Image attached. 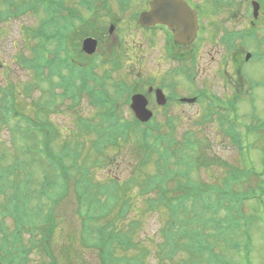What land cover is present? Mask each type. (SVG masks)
<instances>
[{
	"label": "trees",
	"instance_id": "obj_1",
	"mask_svg": "<svg viewBox=\"0 0 264 264\" xmlns=\"http://www.w3.org/2000/svg\"><path fill=\"white\" fill-rule=\"evenodd\" d=\"M53 9L51 7L50 13ZM73 16L76 18L75 13ZM62 19L66 26L67 18ZM73 26L70 24L66 28L69 30ZM67 32L72 31L58 30L55 56L47 48L42 53L44 43H41L43 47L40 50L38 46H31V51L28 43L30 56L22 57L23 62L20 63L33 69L39 82L44 81L45 68H49L51 73L56 70V64L62 66L70 61ZM93 67L84 70L93 76ZM112 70L103 72L106 82L109 76L113 80ZM60 85L64 89L63 97L77 102L81 92L74 80L67 85L63 80ZM114 87L115 97L102 79L101 84L88 90L91 104L97 108V125H101L81 119L87 134L93 133L96 137L92 146L84 142H77L74 146L67 143L62 146H33L32 140L40 145V135H47L48 130L52 132L51 121L41 119L39 110L35 116L25 113V106L18 104L15 94L0 100V136L6 125L15 119V128L11 129V126L10 129L13 133H20V139L26 142L23 146H3L5 144L0 142V264H87L84 249L96 255L98 264H152V256L158 264H205L203 256L206 253H209L208 261L222 264L218 245L210 241L213 233L209 232L207 241H202L197 235L191 236L194 224L201 221L202 226H210L214 222L212 229H217V237L230 241L228 244L235 249L241 243L237 239L231 240L232 234L242 238L249 236L244 206L252 197L251 187L255 183L250 180L242 182V175H246V171L251 178H260L264 171L258 174L229 165L230 174L223 177L224 184L229 186L236 182L244 187L235 189L232 186L231 194L215 198L209 196L213 189L202 179L201 171L212 170L218 165L217 158L211 157V161L202 159L201 146H196L190 132H186L185 142H178L175 134L163 132L159 123L141 126L133 117L127 119L124 111L130 103L132 88L125 80L115 83ZM54 93L51 86L55 100ZM53 106L46 103L48 112ZM209 118L211 115L202 119ZM221 120L220 124L228 123L225 135L239 154L244 153L245 145L250 149L251 135L264 142L259 140L264 136L263 120L253 119V123L247 125L246 134L239 130L237 117L229 120L222 114ZM132 141L136 146L130 145ZM127 147L132 153L129 176L124 180L120 175L111 174L99 178L97 170L123 164L111 155L119 157L118 153L122 155ZM133 150L136 157L134 167ZM256 188L264 191V180L256 182ZM132 191H136L137 198L145 202L143 215L153 212L167 215L159 243L143 238L141 221L131 216V205L136 200L131 196ZM222 213L226 216L223 217ZM257 219L262 220L261 217ZM75 220L80 221L78 226L74 224ZM68 224L74 226V231L65 235L70 241L62 244L60 238L59 244L58 229L62 231L63 226L69 230ZM250 245L249 242L247 246ZM195 255L196 262L191 261ZM245 259L251 264L249 256Z\"/></svg>",
	"mask_w": 264,
	"mask_h": 264
},
{
	"label": "rangeland",
	"instance_id": "obj_2",
	"mask_svg": "<svg viewBox=\"0 0 264 264\" xmlns=\"http://www.w3.org/2000/svg\"><path fill=\"white\" fill-rule=\"evenodd\" d=\"M9 1L15 8H18V6L23 7V3L30 2V0ZM63 1L69 8L78 9L79 16L77 19H75V24L79 26L78 23H82L84 28L83 38L87 36L101 38L103 34L106 36V38H111V40L106 44H103V40H100L102 41V44L99 45L98 52L93 56L94 58H97L95 60L88 59L89 57H87V55L83 52L80 44L81 41H79L73 42V44L70 46V49L73 53L75 48L78 51L77 54H73V63L66 61L62 64V66L56 64L55 68L58 73L59 71L61 72L63 70L60 76L62 81V76H65L64 83H66V85L68 82L74 80L75 85L81 92L77 102H73L74 100L72 98L68 99L63 97L64 89L60 85L61 80L57 76H54L55 73H50L49 68L44 69L42 75V79L44 81L39 82L34 70L28 68L27 66H22L20 63V61L23 62V58L21 59V57L30 56V53H28L27 50L28 43L29 50L31 51V46L34 47L37 42L34 38L30 39L28 37L29 33H25L24 28H37V26L46 17V14L43 13L41 6L36 8L32 14L26 13L24 15L21 14L19 16H14L12 13V8H9L6 3L8 0L1 4V6L7 10L6 16L9 18L5 20L2 19L0 21V99H3L4 96L9 98L10 95L15 94L17 96L18 104H23L25 106V113L35 116V113H37L39 110V117L43 120L49 119L53 125L52 132L48 130L47 135H40L42 141L40 145L38 142L32 140L31 144L33 146H62V144L66 143L70 146H74V144L77 142H84L86 145L89 144V146L93 145V141L96 137L93 133L90 135L87 134V130L85 131L86 126L83 122H81V119L86 120L87 123H93L96 124V126L101 127V125H97L99 120L95 118L97 108L95 105L91 104L92 99L88 90L101 84L103 71L100 67H93V73L91 70L93 76H91L84 70V68L90 67L94 62H97V66L100 65V59H103V56L104 60H110L109 57L114 54L118 55L121 53L123 57L124 54H129V56L125 57V59L122 61V64L125 74H132L126 79V81L130 87H133V94H144L148 97L150 79L156 80V83L153 82V85L156 87L162 81H166L168 84L175 85L180 95H189L187 98H192L191 96H193L192 94L194 93H200L205 88L206 84L209 85L210 91L218 96L223 97L225 100L234 99L236 95L243 93V90L235 91L234 89L233 91H227L225 72L216 71V64L213 66L209 65L208 69H211L209 71H206L203 69V67L202 71L195 70L193 72L194 76L200 72V77L197 76L194 79L195 83L189 82L187 74L183 76L180 72L169 73L168 71H170L172 67L170 66L169 61H163L162 50L156 44L153 45L151 42L149 43V35L145 30H136L134 25L132 27L133 33H130V31L126 29V24H123V27L126 29V31H124L123 28H120L118 30L117 37H119V39L122 38L127 45L125 46L123 44L121 49L119 45H112L113 52L108 53L109 46H111L110 44L113 42V40L116 41V35L113 34L110 36V34L107 33V29L111 21L116 22L123 18L124 14L122 11L126 9L124 7L126 5L124 0L123 5L122 0L118 5L116 4L115 0H98L94 4V11L92 13L88 12V6L84 8L79 5L81 0ZM143 1L144 0L135 1L138 9L141 8ZM196 1L200 2L204 7L206 15L205 22L207 24H211L212 20L209 22V19L211 18V15H214L213 3H211V0ZM250 2V0H235V2L230 5H222L221 7L218 5L217 8H219V10L215 15L216 20L222 21L225 19L228 23H234V27L238 26V29H243L250 18ZM254 2L259 6L260 11L261 8L264 9V0H255ZM130 7V14L133 15V11L135 10V8H133V3H131ZM229 7H233L234 9L230 10ZM60 15L66 16V10L62 9L60 11ZM258 23L262 26L264 25V14L258 20ZM104 28L107 29L104 30ZM240 45L241 42L237 40L236 46ZM213 47L214 46L211 45H203L204 49L202 56L210 58L213 55ZM45 48L46 46L44 49ZM127 48L129 50L131 49V51L127 50ZM50 49H54V42L53 46H50ZM189 50H191V48L186 49L187 52ZM33 52L35 53L34 50ZM55 61H57V59ZM102 67L105 71H109L108 66L102 65ZM69 68L72 69L68 70ZM160 71H163V74H159ZM262 71V65H250L248 68L250 76L252 78H257L259 81L262 79ZM166 73L169 76H167ZM205 73H207V75L203 77ZM96 74L99 75V77L94 76ZM66 76H69L70 79L68 80V77ZM50 77H52V79L47 82L46 80H48ZM118 77L119 76L117 73H115L113 75L115 82L114 80H109L106 82L107 89L114 97L116 95V88L114 85L115 83H119V81H117ZM51 86L54 88V92L60 96L55 100L51 95ZM238 88L242 89V87ZM146 99H150V104L148 103L149 110H151L154 115V117L152 116L153 119L148 124H161L163 126V132L174 133L178 142H185L186 132H190L193 134L190 135L196 140V146H201L200 155L202 159L211 161V157L217 158L218 165L214 166L212 170H209L208 172L201 171L202 179L207 181L208 184H210V188L213 189V194L211 195L209 193V196L215 198L221 194L230 193V188L232 186H235V189H241L244 187L236 182L230 183L229 186L228 183L227 185L224 184L223 177L230 174L229 165L237 168L240 167L243 170H245V168L242 158L236 151L235 146L225 135V131L229 126L228 123L220 124V122L222 120H226V118H222L221 120L219 110L210 108L209 100L203 98L201 101H190L195 103L193 105L187 104L178 106H176V103L172 102L170 107L169 105L167 106L168 111H162L155 104L156 94L154 95V98L151 97ZM238 101H240L238 124L240 125L239 127H241V132L244 131V126H247L250 122H252L253 116L257 115L258 117L264 119V88L257 89L252 98H242ZM47 102H50L54 105L52 109H49V112L46 106H44V104ZM230 103L233 105L232 102ZM253 103L258 106L257 112L252 111L254 105ZM210 109L213 112H210L209 114L213 116L207 120H203L202 117L207 116ZM124 116L127 119L132 118L128 106L125 108ZM137 121L142 123L139 120ZM10 122L11 123L6 125V127L3 129V133L0 136V142L5 144L3 146H23L26 144V142L20 139L21 134L13 133L11 130L15 128L14 125L16 120L14 119ZM134 125H136L135 122ZM169 129H173V131H170ZM257 139L258 138L255 135H251L249 137V141L251 142L249 159L252 160L256 171L261 172L264 171V142L258 141ZM259 140H264V136L259 137ZM132 143L133 146H136L133 141L130 143V145H132ZM128 148L129 147L124 150L122 155L118 153L119 157L115 154L111 155L113 159H118V161L123 162V164L115 166L111 165L108 169L97 170V176L99 178H104L106 175L109 176V174H111L120 175L123 180L127 178L130 174L128 166L132 163V153ZM64 155L66 156V154ZM120 157L122 160H120ZM67 161L70 160L68 159ZM135 161L136 157L133 150V167ZM202 164L205 166L207 165V163ZM117 166H119V168ZM244 174L246 175H242V182H247L250 180L249 182H254L256 186V182L261 180V177L254 179L251 178V174L246 173V171H244ZM131 196L135 197L136 200L131 205L130 214L133 216V219H138L141 221V231L143 234L142 237H148L152 239L154 243H159L161 241L160 232L162 231L161 229L166 225L167 215L155 212L146 213L143 215L142 210H145V202L137 198L136 191H132ZM257 204L258 202L253 199H249V201L245 202L244 218L246 214V220L249 221V236L247 238H242L236 234H232V237L230 238L231 240L237 239V241L241 243L238 249H235L236 247L228 244L230 241L226 240L225 238L217 237V229H212L214 222H211L210 226H202L201 221H197L194 224V233H190L189 235H197V237H200L202 241H207V235H209V232H212L214 236L210 239V241L213 245H218L219 251L217 252L222 255V264H248L245 259L248 256L251 264H264V209L262 206H256ZM64 207L66 208V206H63V208ZM222 216L225 217L226 214L222 213ZM258 216L262 217L263 222L260 223L259 219H257ZM250 220L252 221L250 222ZM78 221L75 220L74 224L76 226L79 225L80 221ZM8 226H11V223H8ZM67 227L69 230L63 229V226L62 231L58 229L59 244L60 238L63 240L62 244L70 241L65 235L67 232L71 234V232L74 231V226L68 224ZM188 238L190 239V237ZM76 241V245H78V240ZM249 242L251 243L250 247L247 246ZM84 251L86 252L87 264H98L96 255L93 252H87L86 249H84ZM181 257L182 256H179V258ZM203 257L205 259V264L217 263L216 261L214 262L207 260L209 253H206ZM195 258H197L196 255L195 257H192L191 261L196 262ZM150 262L152 264H158L156 259H154V256L151 257ZM14 264H16V262Z\"/></svg>",
	"mask_w": 264,
	"mask_h": 264
},
{
	"label": "flooded vegetation",
	"instance_id": "obj_3",
	"mask_svg": "<svg viewBox=\"0 0 264 264\" xmlns=\"http://www.w3.org/2000/svg\"><path fill=\"white\" fill-rule=\"evenodd\" d=\"M95 0L94 4L96 3ZM126 4L131 5L133 3V16L128 11V14H124L123 18L116 22H110L108 29L104 28V30H108V34L116 35V41L113 42L109 46V51H112V47L119 45L120 49L122 45L125 46V41L122 38L119 39L117 37L118 30L123 28L124 31L128 29L130 33H133V25L138 30V22L136 19L137 9H136V0H124ZM123 1V2H124ZM197 13V30L195 33V37L193 41L189 44L179 43L175 40V32L168 25L164 24H156L145 28H140V30H145L147 32L149 43L151 42L153 45H157L163 52V61L170 62V66L172 67L169 73L180 72L183 76L186 71H202L205 69L209 71L208 66L217 65L216 71H224L225 72V81L227 84V91H240L243 90L242 94L244 95L249 90L251 85L256 87L260 84L264 83V25H260L258 20L264 14V9L261 8L259 10V6L257 7V15H254L253 3L255 0H250V18L248 19L246 25L243 29H238V26L234 27V23H228L225 19L222 21L216 20L215 15L217 14L216 9L214 8V15H211L209 22L212 20V23H206V15L205 10L202 8V4L196 0H185ZM152 0L145 1L147 8H150ZM220 3V7L222 5H230L235 0H218ZM258 2V1H256ZM213 3V7L217 5V0H211ZM259 3V2H258ZM224 9V8H223ZM230 10H233V7H229ZM225 10V9H224ZM232 13V12H231ZM225 21V22H224ZM123 24H126V29L123 27ZM235 28V29H234ZM129 33V34H130ZM128 34V35H129ZM127 35V36H128ZM99 42V45L108 43L111 38H106L103 34L101 38H96ZM119 39V41H118ZM127 40V38H126ZM239 40L241 42L240 46H236V42ZM113 45V46H112ZM203 45H211L213 47V55L210 58H206L202 56ZM111 48V49H110ZM191 48L188 52L186 49ZM127 50H129L127 48ZM131 51V49L129 50ZM113 52V51H112ZM129 54H126L128 57ZM218 58V59H217ZM250 65H262V79L259 81L257 78H252L248 72V68ZM159 74H163V71H160ZM132 75V74H131ZM167 76H169L166 73ZM207 73L203 75L205 77ZM200 77V72L195 76ZM259 78V77H258ZM151 86L156 89L157 87L153 85V82L156 83L155 79H150ZM160 84L167 87L169 84L166 81H162ZM209 87L208 84L205 87ZM264 86V85H262ZM238 87H242L239 89ZM151 89V88H150ZM149 89V90H150ZM164 89V88H163ZM148 90V98H154L155 93L149 92ZM164 91V90H163ZM165 92V91H164ZM166 94V93H165ZM168 100L169 97L166 94ZM179 100V96L176 98ZM150 102V99H149ZM150 104V103H149ZM159 107V106H158ZM160 110L163 111V107H159Z\"/></svg>",
	"mask_w": 264,
	"mask_h": 264
},
{
	"label": "water",
	"instance_id": "obj_4",
	"mask_svg": "<svg viewBox=\"0 0 264 264\" xmlns=\"http://www.w3.org/2000/svg\"><path fill=\"white\" fill-rule=\"evenodd\" d=\"M178 8H179L178 12L180 14H182V16L188 17L187 19L190 20L191 26H189L188 31L186 32L185 35H187V37H192L193 32H194L195 21L193 20L194 25H192V19L189 17H190V15L193 19H194V17L191 13H189V11L187 12L184 5L178 4ZM156 12H157V14H156ZM156 12H155V14L157 15V18H156V16H154V19H158V20L163 21L164 14L160 13L159 9H156ZM173 13H174V9L171 10V14H173ZM152 18H153V16L151 14H148L145 12L140 16V23L142 25H147L152 20ZM186 23H188V22H186ZM177 32H178V35H179V33L184 34L182 32V30H180L179 27H177ZM83 47L87 53L93 54L96 51L97 42L93 39H87L84 41ZM157 94H158L157 98H158L159 103L164 104V100H163L164 98H163L162 93L160 91H158ZM131 107H132L133 111L135 112L137 118H139L141 121L146 122V121H149L151 119L152 113L149 110H147V100L142 95H135L132 98Z\"/></svg>",
	"mask_w": 264,
	"mask_h": 264
}]
</instances>
